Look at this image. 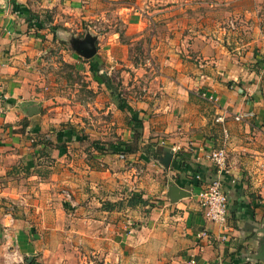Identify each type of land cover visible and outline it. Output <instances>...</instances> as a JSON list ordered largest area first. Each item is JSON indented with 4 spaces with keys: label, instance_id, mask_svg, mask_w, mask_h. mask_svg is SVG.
Here are the masks:
<instances>
[{
    "label": "crops",
    "instance_id": "obj_1",
    "mask_svg": "<svg viewBox=\"0 0 264 264\" xmlns=\"http://www.w3.org/2000/svg\"><path fill=\"white\" fill-rule=\"evenodd\" d=\"M263 179L264 0H0V264H264Z\"/></svg>",
    "mask_w": 264,
    "mask_h": 264
},
{
    "label": "built area",
    "instance_id": "obj_2",
    "mask_svg": "<svg viewBox=\"0 0 264 264\" xmlns=\"http://www.w3.org/2000/svg\"><path fill=\"white\" fill-rule=\"evenodd\" d=\"M114 68V66H110L108 68H101L99 72L110 75L113 73ZM237 118L239 117L237 116ZM207 157L212 160L214 164H216L220 172L225 170V167L227 165V153L223 148H217L210 151L209 153H207ZM262 182L264 185V179ZM64 198L70 206L74 205L73 198L68 191L64 192ZM199 202L203 216L206 220L211 223L224 226L227 215L228 200L227 193L223 187V183L221 182L220 178H215L209 183V185L205 189H202L200 191ZM208 234L209 230L207 228H203L197 233V237L204 238L207 237ZM222 238L225 239L226 236H223ZM12 255L15 256L18 261H23V258L16 249H13ZM194 262V259L190 258L187 261V264H194Z\"/></svg>",
    "mask_w": 264,
    "mask_h": 264
},
{
    "label": "rangeland",
    "instance_id": "obj_3",
    "mask_svg": "<svg viewBox=\"0 0 264 264\" xmlns=\"http://www.w3.org/2000/svg\"><path fill=\"white\" fill-rule=\"evenodd\" d=\"M196 12H197V8L193 5L192 6V9H189V11L187 13L188 16H189V19H190V21H192V23H196V20H197V17H198V15L196 14ZM208 15H204V18H208ZM219 15H220L219 18H217V19H218V21H220V24H221L222 28L225 29L227 27V20H226V18H224L225 17V14L221 13ZM210 21L212 23V20L211 19H210ZM216 26H217V23H216ZM216 28L219 31V26H217ZM192 32H195V29L194 28L192 29V31H190V34ZM215 34H216V31L213 32V29L211 28V30H210V36H214ZM147 49H148L147 47H146V49L145 48L144 49H141L140 46H138L137 43L134 44V45H132V47H130V49H129V54H130L131 59L134 62L137 61L136 63H138V65H141L144 68H146V67L149 66V63L146 60V58L149 56V50H147ZM159 52H160V50H159ZM155 58H154V60H155ZM114 70L116 72V69H114ZM75 78L76 77H73L72 76V80H74ZM81 79H83V78L78 75L77 76L78 84H85L84 82L81 81ZM115 82L117 83L118 81L115 80ZM118 86L120 88L123 87V85L121 83H118ZM129 94H130V92H129ZM131 95H132L133 98L137 97V94H135V93H132L131 92ZM129 99H131V97ZM77 107H78V109H75V108L73 109L72 108L73 109V112L68 115L69 117H72L71 115H74L75 116V114H77L78 117L79 116L81 117V121L84 124V126H86L87 120L89 121V123H91V122H93V121L96 120L95 117H96L97 114L96 113H93L92 110H90L89 107H87V105H85V104H79V106H77ZM110 114L111 113L104 114V115H109V118L111 119L114 116H113V114L110 116ZM100 119H102L101 116H100ZM110 131L111 132L109 134V139L110 140L116 139V137H117V135H118L119 132L116 130L115 125L114 126H111ZM67 191H69V190H67Z\"/></svg>",
    "mask_w": 264,
    "mask_h": 264
},
{
    "label": "trees",
    "instance_id": "obj_4",
    "mask_svg": "<svg viewBox=\"0 0 264 264\" xmlns=\"http://www.w3.org/2000/svg\"><path fill=\"white\" fill-rule=\"evenodd\" d=\"M136 135H137V130H135V133H134V136L136 137ZM133 146H134V144H126L125 145V148L127 149V150H132L133 149Z\"/></svg>",
    "mask_w": 264,
    "mask_h": 264
},
{
    "label": "water",
    "instance_id": "obj_5",
    "mask_svg": "<svg viewBox=\"0 0 264 264\" xmlns=\"http://www.w3.org/2000/svg\"><path fill=\"white\" fill-rule=\"evenodd\" d=\"M93 52V51H92ZM91 53V52H90ZM90 53H86L87 55H90Z\"/></svg>",
    "mask_w": 264,
    "mask_h": 264
}]
</instances>
